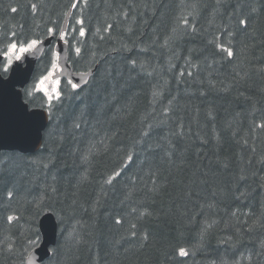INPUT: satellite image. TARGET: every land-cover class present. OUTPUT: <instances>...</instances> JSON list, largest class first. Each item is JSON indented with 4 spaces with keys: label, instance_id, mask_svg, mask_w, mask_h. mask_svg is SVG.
<instances>
[{
    "label": "trees",
    "instance_id": "obj_1",
    "mask_svg": "<svg viewBox=\"0 0 264 264\" xmlns=\"http://www.w3.org/2000/svg\"><path fill=\"white\" fill-rule=\"evenodd\" d=\"M73 2L0 0V47L71 9L68 62L96 65L75 91L61 80L36 152H0V264H25L45 211L58 233L42 264H264V0ZM226 32L231 60L212 43Z\"/></svg>",
    "mask_w": 264,
    "mask_h": 264
},
{
    "label": "snow or ice",
    "instance_id": "obj_2",
    "mask_svg": "<svg viewBox=\"0 0 264 264\" xmlns=\"http://www.w3.org/2000/svg\"><path fill=\"white\" fill-rule=\"evenodd\" d=\"M77 3L78 0H76V2H73L71 8H77ZM36 7L37 6L35 4L32 5L33 11L36 10ZM12 11L15 12L16 9H12ZM75 24L80 25V27L78 29L72 27V32L78 31L79 37H85L86 29L83 26L84 20L82 18H78L76 19ZM182 24L184 26L188 25L187 18L182 19ZM238 24L240 26L239 30L241 32L247 31V19H239ZM108 27L110 28L111 25H109ZM70 34L71 33L67 30V26L48 27L46 29L44 37L36 36L31 38H23L18 37L17 33L12 32L9 35V42L5 46L0 47V79H5L7 78L9 73H14L18 79L26 81L27 73L21 67V64H23L30 55H35L36 53L40 52L45 46V40H47L49 45H51L49 67L46 69L44 74L40 75L34 80L33 84L30 87L25 88L24 90L25 95L29 98V101L39 99V107L36 111H46L49 119L53 115L54 108L61 102L64 95L60 76V74L64 71V67L60 63L62 50L59 48V45H53L52 41L54 39H58L64 46H68ZM233 39L234 33L226 32L223 40H221L220 38H216V40L212 42L221 53H226V58L228 60L233 59L237 54V52L234 51L233 48ZM74 51L76 55L79 56L81 53V48L79 46H76L74 47ZM67 84H69L71 86V89L74 91L79 88V84L77 82H73L72 79H68ZM37 93H39L38 97ZM78 126L79 125H77V127ZM259 126L264 127V125ZM129 160H131V157H129ZM115 175L118 176L119 173H116ZM113 178L114 177H110L108 182L110 183ZM53 191H55V189H53ZM12 196L13 193L9 191L8 199H11ZM33 203L36 207V215H39L40 212L44 211L46 205L44 204L43 198L35 200L33 201ZM20 218L21 217L19 215L12 214L7 216V221L9 224H11L14 221H19ZM115 223L120 224L121 220L116 219ZM132 227L134 228L135 225H132ZM133 235H135V233H133ZM25 239V252H27L28 254V264H37L39 257L37 255H33V250L39 245L38 233L36 235V238L26 236ZM145 239H147L146 236ZM179 255L181 257H185L188 255V251L185 248L181 247L179 248Z\"/></svg>",
    "mask_w": 264,
    "mask_h": 264
},
{
    "label": "water",
    "instance_id": "obj_3",
    "mask_svg": "<svg viewBox=\"0 0 264 264\" xmlns=\"http://www.w3.org/2000/svg\"><path fill=\"white\" fill-rule=\"evenodd\" d=\"M69 15L70 12L66 14L62 27L66 26ZM48 45V41L45 40V46L42 50L35 55H30L21 64V67L27 73L26 81L18 79L14 73H9L7 78L0 79V152L34 153L41 146L43 129L47 126L48 115L46 111L37 112V106L29 107L23 99L22 89L29 82L36 61ZM54 45H59L62 50L60 63L64 67V71L60 76L72 79L73 82L79 84V87L85 85L95 67L87 72L73 71L68 63L67 46H64L58 39L55 40ZM53 215L49 211L44 212L38 221L41 241L38 247L33 250V255L39 257L37 264H40L49 256V248L56 242L57 223ZM26 264H28V255Z\"/></svg>",
    "mask_w": 264,
    "mask_h": 264
},
{
    "label": "bare ground",
    "instance_id": "obj_4",
    "mask_svg": "<svg viewBox=\"0 0 264 264\" xmlns=\"http://www.w3.org/2000/svg\"><path fill=\"white\" fill-rule=\"evenodd\" d=\"M133 1H134V0H133ZM143 6H144V5H143ZM146 7H147V6H146ZM148 8H150V7H148ZM148 8H147V9H148ZM155 8H156V7H155ZM152 9H154V8H152ZM145 10H146V8H145ZM150 13H151V12H150ZM145 14H147V13H145ZM139 15H140V14H139ZM143 16H145V15H143ZM149 17H150V16H149ZM149 17H148V18H149ZM145 18H146V17H145ZM139 19H140V18H139ZM144 22H145V21H144ZM190 23H191V22H190ZM192 23H193V22H192ZM140 24H141V23H140ZM192 25H193V24H192ZM178 26H179V25H178ZM189 26H190V25H189ZM181 27H183V25H182ZM181 27H180V28H181ZM194 27H195V26H194ZM180 28H179V29H180ZM187 28H188V27H187ZM184 29H185V28H184ZM184 29H183V30H184ZM196 29H197V28H196ZM175 31H176V30H175ZM179 31H180V30H179ZM193 34H195V33H193ZM206 34H207V33H206ZM172 35H173V34H172ZM181 35H182V34H181ZM191 35H192V34H191ZM178 36H179V35H178ZM196 36H197V35H196ZM204 36H205V35H204ZM162 38H163V37H162ZM184 38H185V37H184ZM172 40H173V39H172ZM186 41H187V40H186ZM172 42H173V41H172ZM201 42H202V41H201ZM173 43H174V42H173ZM189 43H190V42H189ZM193 44H194V43H193ZM178 46H179V45H178ZM188 47H189V46H188ZM199 47H200V45H199ZM174 49H175V48H174ZM193 49H194V48H193ZM185 53H186V52H185ZM56 223H57V220H56ZM57 227H58V224H57ZM57 227H56V228H57ZM57 233H58V228H57ZM56 239H57V234H56ZM56 239H55V240H56ZM56 241H57V240H56ZM55 244H56V242L54 243V245H55Z\"/></svg>",
    "mask_w": 264,
    "mask_h": 264
},
{
    "label": "rangeland",
    "instance_id": "obj_5",
    "mask_svg": "<svg viewBox=\"0 0 264 264\" xmlns=\"http://www.w3.org/2000/svg\"><path fill=\"white\" fill-rule=\"evenodd\" d=\"M38 77H39V76H38ZM38 77H37V78H38ZM33 82H34V81H33ZM26 88H27V87H26Z\"/></svg>",
    "mask_w": 264,
    "mask_h": 264
}]
</instances>
